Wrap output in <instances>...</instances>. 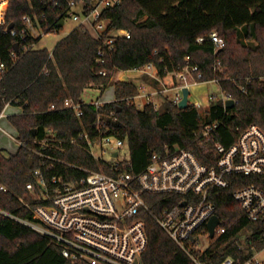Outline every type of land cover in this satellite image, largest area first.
I'll return each mask as SVG.
<instances>
[{"label": "trees", "instance_id": "obj_1", "mask_svg": "<svg viewBox=\"0 0 264 264\" xmlns=\"http://www.w3.org/2000/svg\"><path fill=\"white\" fill-rule=\"evenodd\" d=\"M93 3L94 0H76ZM58 3V4H57ZM69 8L65 0H10L6 23H14L20 30L26 15L37 16L47 34L59 32L60 23ZM45 16V17H44ZM102 17L109 21L102 36H94L90 29L79 25L56 45L53 53L46 49L20 51L13 56L17 37L0 28V59L7 71L0 81V114L6 103L22 109L10 117L17 129L19 150L7 155L0 150V208L19 217H31L21 197H27L26 185L35 181L34 172L42 168L47 179L64 174L68 180L84 176L72 165L97 168L86 144L78 140L82 132H91L101 122L107 136L127 138L131 152V166L124 170L138 175L151 162L155 153L180 147L195 152L205 160L202 134L205 126H219L208 140L232 145L240 130L257 124L264 130V0H123L122 4L106 9ZM246 29V44L240 39V29ZM128 30L130 39L119 38L112 50L104 48L106 38L113 31ZM217 32L226 41L225 47L215 53L210 35ZM204 42H197L198 38ZM36 39H31V43ZM105 50V62L98 65L99 50ZM189 62L199 67L204 81L219 80L225 96L236 101L226 107L222 98L210 103L202 115L199 107L189 104L180 109L174 98L165 97L163 107H137L132 98L139 95L135 81L114 82L117 72L141 69L153 64L159 76L173 73ZM216 59L222 67L214 70ZM105 70V76L100 71ZM114 85L116 99L97 108L84 100L85 92H101ZM68 100L80 105L83 115L65 107ZM54 105L56 110L49 111ZM51 133V135H50ZM49 139L41 148L36 141ZM45 154L64 161L55 162L39 155ZM31 159L33 164H31ZM249 183L242 176L234 177L228 188L211 193L217 205V214L228 232L212 241L201 260L220 264L227 256L246 259L249 250L264 245V229L252 224L239 208L233 194ZM184 196L146 194L151 208L146 215L149 245L142 264H197L159 225L157 215L168 206H177ZM251 237V241L246 239ZM61 247L12 218L0 215V264H70L61 253ZM76 264H88L80 261Z\"/></svg>", "mask_w": 264, "mask_h": 264}, {"label": "built area", "instance_id": "obj_2", "mask_svg": "<svg viewBox=\"0 0 264 264\" xmlns=\"http://www.w3.org/2000/svg\"><path fill=\"white\" fill-rule=\"evenodd\" d=\"M9 1L0 0V28L5 26L6 34L17 37L19 52L42 49L39 47L42 39L51 33H46L37 16H24V26L20 30L15 27L8 29L6 13ZM122 1L94 0L93 3H88L65 0L69 11L62 21L65 24L66 20L71 18L78 26H92L96 36L100 37L109 25V21L102 17L104 11L121 5ZM78 6H81V11L76 12L75 8ZM130 37L128 30L113 31L106 38L104 48L110 51L117 39ZM31 39H36V42L31 43ZM204 40L205 38L201 37L197 42L202 43ZM210 40L215 46L216 54L226 45L225 39L217 32L210 35ZM104 48L98 52V65L105 62ZM19 52L14 50L13 56ZM221 67V60L216 59L214 70H220ZM147 70H155L159 75L153 64L137 69L144 72ZM6 71L7 66L0 59V81ZM100 74L105 76L107 72L102 70ZM173 74L181 84L180 91L174 98L176 104L182 100V90L185 87L191 89L194 85L213 82L219 85L218 79L204 81V74L199 71L197 65L191 64L189 59ZM139 90V95L132 98L138 108L143 109L152 104L159 109L156 98L160 91H151L147 85H141ZM221 98L225 104L227 100L232 99L224 94ZM209 99L216 98L210 96ZM91 103L97 108L103 105L100 100ZM194 104L198 107L201 105L198 102ZM9 106L11 102L6 103L0 120ZM65 107L73 109L79 118L83 115L80 105L72 100H68ZM53 110H56L54 105L49 108V111ZM218 126L219 124L215 123L204 128L201 146L204 148L206 161L191 150L180 147L167 148L162 153H155L145 170L135 175L123 169L131 166L128 139L105 135L101 122L98 121L94 124L93 131L96 137L85 131L71 141L72 144H76L78 140L86 144L85 148L97 164L96 169L72 165L85 174L68 180L64 174H54L47 179L39 167L34 172L35 181L26 185L27 197L30 200L20 198L24 207L32 212L31 217H19L1 208L0 215L14 219L61 247L62 256L70 264L80 261L88 264H142V257L149 245L145 218L151 211L145 195H181L184 196L181 203L164 207L157 215V221L197 264H208L200 257L209 251L213 240L221 239L228 232V227L220 219L214 237H211L209 222L213 216L218 215L217 205L212 200L211 193L216 189L230 187L234 177L249 179V183L236 190L233 197L248 221L264 229V130L259 125L252 124L240 130L238 139L232 145L226 146L219 141H213V145H210L208 140ZM36 143L44 148L49 139L37 140ZM39 155L52 161L50 167H54L55 162L64 163L42 150H39ZM0 190L7 191V188L0 185ZM183 202L187 204L183 205ZM203 238L209 242L206 248H202ZM246 239H249V242L252 240L248 235ZM246 254L249 256L244 260L227 256L220 264H264V245L260 249L254 248L253 254H250L249 250Z\"/></svg>", "mask_w": 264, "mask_h": 264}, {"label": "rangeland", "instance_id": "obj_3", "mask_svg": "<svg viewBox=\"0 0 264 264\" xmlns=\"http://www.w3.org/2000/svg\"><path fill=\"white\" fill-rule=\"evenodd\" d=\"M75 11H81V6L75 8ZM77 25L78 24L71 18H68L66 20L65 26L59 32H54L44 37L39 47L46 48L50 52H52L55 49L57 43L68 33H70L75 27H77ZM89 29L92 35L95 36L96 32L94 28L90 26ZM245 35L246 29L241 28L239 35L240 39L243 40L246 44H255L254 41L245 39ZM120 77L126 81H135L139 86L147 85L149 90L151 91H160V95H158L156 98V103H158L159 108H161V106L163 107L166 96L169 95L170 97L175 98L176 94L180 91L179 87L181 86L178 78H176L173 73L167 74L165 77H161L157 75V72L155 70H147V72L137 70L117 72L113 77L114 82L121 80ZM210 96H214L216 98L215 100L223 96L220 86L217 83L213 82L191 86L190 104H194L195 102L201 103V105L199 106V110L203 115L209 108L210 103L214 101L209 99ZM115 99L116 91L114 85H111L103 92H101V90L99 89H91L86 91L84 95V100L86 102L100 100L103 103H108L114 101ZM21 113V108L16 106H9L5 111V116L0 120V150H3L7 155L15 154L19 150L18 132L14 125L11 123L10 117ZM202 241V248H206L209 245L208 240L206 238H203Z\"/></svg>", "mask_w": 264, "mask_h": 264}, {"label": "water", "instance_id": "obj_4", "mask_svg": "<svg viewBox=\"0 0 264 264\" xmlns=\"http://www.w3.org/2000/svg\"><path fill=\"white\" fill-rule=\"evenodd\" d=\"M64 25V21L61 22L60 26L62 27ZM14 27V23H10L8 25V29L11 30ZM15 51L19 52L20 47H19V43L16 42L14 45ZM183 93V97L182 100L179 102L178 106L180 109H184L186 107L189 106L190 104V89L185 87L182 90ZM228 107H233L235 105V101L233 99H229L226 102ZM31 164H33V160L31 159ZM186 202H183V205H186ZM220 222V217L218 215H215L211 218L210 222H209V230L211 232V237H214L215 234V228L217 227V225Z\"/></svg>", "mask_w": 264, "mask_h": 264}, {"label": "crops", "instance_id": "obj_5", "mask_svg": "<svg viewBox=\"0 0 264 264\" xmlns=\"http://www.w3.org/2000/svg\"><path fill=\"white\" fill-rule=\"evenodd\" d=\"M65 23H66V22H65ZM64 26H65V24L63 25V27H64ZM77 26H78V25H77ZM68 34H69V33H68ZM68 34H67V35H68ZM120 78H121V77H120ZM121 80H124V79L121 78ZM124 81H126V80H124ZM19 145H20V144H19Z\"/></svg>", "mask_w": 264, "mask_h": 264}, {"label": "bare ground", "instance_id": "obj_6", "mask_svg": "<svg viewBox=\"0 0 264 264\" xmlns=\"http://www.w3.org/2000/svg\"><path fill=\"white\" fill-rule=\"evenodd\" d=\"M0 10H1V5H0ZM1 18H2V16H1V13H0V20H2Z\"/></svg>", "mask_w": 264, "mask_h": 264}]
</instances>
